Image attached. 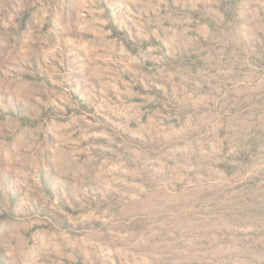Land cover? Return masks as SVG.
I'll return each mask as SVG.
<instances>
[{
    "label": "rangeland",
    "instance_id": "374dc122",
    "mask_svg": "<svg viewBox=\"0 0 264 264\" xmlns=\"http://www.w3.org/2000/svg\"><path fill=\"white\" fill-rule=\"evenodd\" d=\"M0 264H264V0H0Z\"/></svg>",
    "mask_w": 264,
    "mask_h": 264
}]
</instances>
